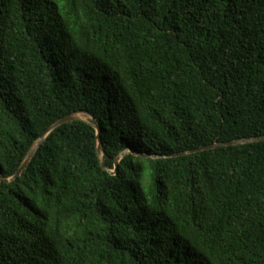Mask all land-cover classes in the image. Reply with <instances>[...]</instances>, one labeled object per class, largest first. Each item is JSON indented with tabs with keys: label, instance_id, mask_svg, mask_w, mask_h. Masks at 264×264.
<instances>
[{
	"label": "trees",
	"instance_id": "16d2710c",
	"mask_svg": "<svg viewBox=\"0 0 264 264\" xmlns=\"http://www.w3.org/2000/svg\"><path fill=\"white\" fill-rule=\"evenodd\" d=\"M73 114L0 182V264H264V142L180 155L264 137V0H0V179Z\"/></svg>",
	"mask_w": 264,
	"mask_h": 264
},
{
	"label": "water",
	"instance_id": "95a60500",
	"mask_svg": "<svg viewBox=\"0 0 264 264\" xmlns=\"http://www.w3.org/2000/svg\"><path fill=\"white\" fill-rule=\"evenodd\" d=\"M78 114H73V115H69L66 116L62 119H60L59 121H57L53 126L50 127V129L46 132V134H44L32 147L30 153L28 154L27 158L25 159V161L23 162V164L21 165L20 169L18 170V172L16 173L15 176H13L10 179H0V182L4 181L6 183H10L13 182L14 180L18 179L23 171L27 168V166L30 164V162L34 159L36 153L38 152V150L40 149L43 141L45 140V138L47 137L48 134H50L52 131H54L55 129L59 128L60 126L69 123L71 121L80 119L77 117ZM94 127L97 130V141H98V155H99V159H100V163L103 169L107 170L103 160H102V156H103V149H102V138H101V129L98 125V123L95 121ZM264 142V137L261 138H253V139H246V140H236V141H230V142H224V143H215V144H211L208 146H204L201 148H198L196 150H192L189 151L187 153H182L180 155L184 156V155H188V154H195V153H199V152H203V151H208V150H213L219 147H232V146H240V145H246V144H252V143H262ZM124 155V154H123ZM122 156H120L116 162H115V170L113 172H111L112 174H115L118 170V165L120 160L122 159Z\"/></svg>",
	"mask_w": 264,
	"mask_h": 264
},
{
	"label": "rangeland",
	"instance_id": "374dc122",
	"mask_svg": "<svg viewBox=\"0 0 264 264\" xmlns=\"http://www.w3.org/2000/svg\"><path fill=\"white\" fill-rule=\"evenodd\" d=\"M77 117L83 120H88V117L85 114H78Z\"/></svg>",
	"mask_w": 264,
	"mask_h": 264
}]
</instances>
